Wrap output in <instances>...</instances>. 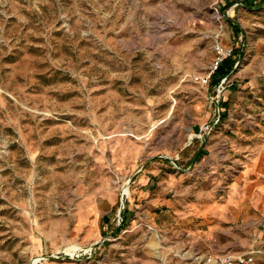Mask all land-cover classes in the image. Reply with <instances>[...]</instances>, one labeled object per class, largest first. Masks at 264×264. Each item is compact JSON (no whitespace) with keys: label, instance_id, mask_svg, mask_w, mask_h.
<instances>
[{"label":"rangeland","instance_id":"obj_1","mask_svg":"<svg viewBox=\"0 0 264 264\" xmlns=\"http://www.w3.org/2000/svg\"><path fill=\"white\" fill-rule=\"evenodd\" d=\"M217 45L234 53L215 97ZM254 158L264 0H0V264H264V223L255 244L199 246L162 205L222 196Z\"/></svg>","mask_w":264,"mask_h":264},{"label":"crops","instance_id":"obj_2","mask_svg":"<svg viewBox=\"0 0 264 264\" xmlns=\"http://www.w3.org/2000/svg\"><path fill=\"white\" fill-rule=\"evenodd\" d=\"M247 1L255 2V0ZM169 177L171 178L168 181L165 178L160 181L162 194L167 193L168 185H174L177 181L175 176L169 175ZM171 179L174 181L171 182ZM155 180L153 176L147 179L143 178L142 188H137L135 193L140 192L141 195H148ZM204 197L202 193L192 203L185 201L178 194L172 199H166L165 196L162 197L163 199L160 197L158 201L162 199L164 213L172 211L175 216L179 215L181 228L191 230V240L196 245L203 246L207 243L220 245L223 243L224 246H228L244 245L249 242L255 244L262 238L260 231L246 232V228L251 227L252 230L253 227L250 224L255 221L258 224L264 223V159L254 158L250 162L244 163L236 179L222 196L215 195L210 200ZM177 201H179L178 206L175 203ZM125 205L126 207L121 212L123 216L121 228L127 225V216L131 211V204L129 205L125 201ZM255 247L253 253H259L260 249L257 248L258 246Z\"/></svg>","mask_w":264,"mask_h":264},{"label":"built area","instance_id":"obj_3","mask_svg":"<svg viewBox=\"0 0 264 264\" xmlns=\"http://www.w3.org/2000/svg\"><path fill=\"white\" fill-rule=\"evenodd\" d=\"M239 2H235L233 4V7L239 5ZM216 13H217V9H215ZM216 51L219 54V57L213 62V64H211L209 66V73L202 78V81L204 83H207L208 80L210 79L211 74L216 70V68L218 67V65L222 62V60L226 57H229L231 55V53L233 52V48H229L226 52H224L219 45L216 46ZM226 80V77L222 78L220 80V82L216 85V92L218 95H216L215 97L219 96V93H221V91L224 89L223 88V84ZM211 100H214V97H211ZM218 121L215 120V123ZM211 130L210 125H206L203 128V132L204 133H209V131ZM124 193V192H123ZM83 253H81L80 251V255H82ZM78 256V255H77ZM206 264H253V260L252 257L248 256V255H232V254H228V253H222V254H207L206 255Z\"/></svg>","mask_w":264,"mask_h":264},{"label":"trees","instance_id":"obj_4","mask_svg":"<svg viewBox=\"0 0 264 264\" xmlns=\"http://www.w3.org/2000/svg\"><path fill=\"white\" fill-rule=\"evenodd\" d=\"M232 65V61L229 57H226L222 60V62L218 65L216 70L210 76V83L213 87L217 85L222 78L227 77L229 75V73L232 71Z\"/></svg>","mask_w":264,"mask_h":264},{"label":"bare ground","instance_id":"obj_5","mask_svg":"<svg viewBox=\"0 0 264 264\" xmlns=\"http://www.w3.org/2000/svg\"><path fill=\"white\" fill-rule=\"evenodd\" d=\"M124 193H125V194H128V187H127V186L124 187ZM85 249H86V250H89V248H85Z\"/></svg>","mask_w":264,"mask_h":264},{"label":"water","instance_id":"obj_6","mask_svg":"<svg viewBox=\"0 0 264 264\" xmlns=\"http://www.w3.org/2000/svg\"><path fill=\"white\" fill-rule=\"evenodd\" d=\"M119 214H121V210H119ZM94 245H92L89 249H92Z\"/></svg>","mask_w":264,"mask_h":264}]
</instances>
